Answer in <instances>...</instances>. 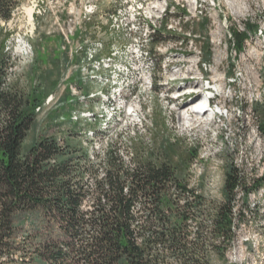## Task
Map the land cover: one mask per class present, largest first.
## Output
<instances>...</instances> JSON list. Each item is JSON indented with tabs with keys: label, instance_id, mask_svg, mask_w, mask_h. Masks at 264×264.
I'll list each match as a JSON object with an SVG mask.
<instances>
[{
	"label": "rangeland",
	"instance_id": "1",
	"mask_svg": "<svg viewBox=\"0 0 264 264\" xmlns=\"http://www.w3.org/2000/svg\"><path fill=\"white\" fill-rule=\"evenodd\" d=\"M18 8L0 26L9 35L6 81L38 102L24 147L78 128L85 141L97 120L88 143L102 177L111 146L133 168L134 147L169 140L178 153L197 149L190 184L212 200L235 166L251 193L246 199L237 191L243 220L226 259L264 264V182L257 181L264 171V0H23ZM245 30L237 52L232 34ZM154 35L164 41L152 49ZM208 86L221 116L205 113L206 125L188 127L177 92Z\"/></svg>",
	"mask_w": 264,
	"mask_h": 264
},
{
	"label": "trees",
	"instance_id": "2",
	"mask_svg": "<svg viewBox=\"0 0 264 264\" xmlns=\"http://www.w3.org/2000/svg\"><path fill=\"white\" fill-rule=\"evenodd\" d=\"M22 1L0 0V22ZM249 35L232 34L237 52ZM8 38L0 26V264H229L243 220L237 191L251 193L239 169L228 167L221 198L212 200L190 184L197 149L178 153L161 140L134 147L133 168L111 146L99 177L88 143L97 120L85 141L78 128L24 147L38 102L6 81ZM163 41L154 35L152 49Z\"/></svg>",
	"mask_w": 264,
	"mask_h": 264
},
{
	"label": "bare ground",
	"instance_id": "3",
	"mask_svg": "<svg viewBox=\"0 0 264 264\" xmlns=\"http://www.w3.org/2000/svg\"><path fill=\"white\" fill-rule=\"evenodd\" d=\"M195 5H196V3H195ZM18 10H19V8L17 7L13 11L12 15L14 14V12H17ZM32 12H33L32 8H26V13L28 14L29 19H31L32 16H33ZM88 13L89 14H93V13H95V10H93V8L90 7ZM130 22H131V27L136 26V24H134L136 22V19L135 20H133V19L131 20L130 19ZM4 24L5 23H3V25ZM191 69L192 68L190 66L189 69L186 72L187 75L192 74V70ZM185 79H188V78L186 77ZM185 82L190 83V84H194L196 81L185 80ZM196 83H198V82H196ZM192 90H194V89L188 87V88H185V89L183 88L182 90H179L177 92V94H179L180 96L176 97V101H177V103H178V101H180V103L176 104V108L183 112L182 115L180 116V120L184 124H186L188 127H192L196 123H199V125H201V124H205L206 125L207 121L202 120V115L206 113L205 108H206V106L208 104V100H206V99L200 100V101H198L197 104H194V102H192V101H188L187 98H186L185 93H189ZM190 99H193V97L190 96ZM209 102L211 103L212 101H209ZM199 106H200V108H199ZM132 113H136L137 114L138 111L136 109H133ZM87 116L88 117H86L85 119L90 117V120H91L92 117H93V116H91V114H87Z\"/></svg>",
	"mask_w": 264,
	"mask_h": 264
}]
</instances>
